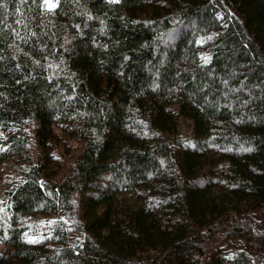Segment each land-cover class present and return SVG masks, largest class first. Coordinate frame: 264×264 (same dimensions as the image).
I'll list each match as a JSON object with an SVG mask.
<instances>
[{
  "label": "trees",
  "instance_id": "1",
  "mask_svg": "<svg viewBox=\"0 0 264 264\" xmlns=\"http://www.w3.org/2000/svg\"><path fill=\"white\" fill-rule=\"evenodd\" d=\"M53 1L0 0V264H264V0Z\"/></svg>",
  "mask_w": 264,
  "mask_h": 264
},
{
  "label": "rangeland",
  "instance_id": "2",
  "mask_svg": "<svg viewBox=\"0 0 264 264\" xmlns=\"http://www.w3.org/2000/svg\"><path fill=\"white\" fill-rule=\"evenodd\" d=\"M51 3L54 4V1L51 0ZM121 205L123 207H130V208H136L138 206V202L136 201V199L134 197H131L129 195H124L121 199ZM4 204L0 198V218H2L3 216V212H4Z\"/></svg>",
  "mask_w": 264,
  "mask_h": 264
},
{
  "label": "snow or ice",
  "instance_id": "3",
  "mask_svg": "<svg viewBox=\"0 0 264 264\" xmlns=\"http://www.w3.org/2000/svg\"><path fill=\"white\" fill-rule=\"evenodd\" d=\"M110 2L116 3V2H119V0H110ZM45 3L49 8L55 7V5L51 3V0H45ZM30 242H33V241H30Z\"/></svg>",
  "mask_w": 264,
  "mask_h": 264
}]
</instances>
